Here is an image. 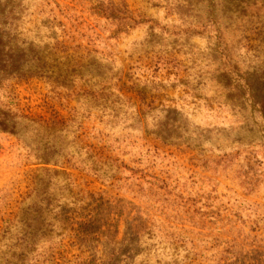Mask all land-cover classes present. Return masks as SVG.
Masks as SVG:
<instances>
[{"label": "rangeland", "instance_id": "1", "mask_svg": "<svg viewBox=\"0 0 264 264\" xmlns=\"http://www.w3.org/2000/svg\"><path fill=\"white\" fill-rule=\"evenodd\" d=\"M21 1L22 38L74 48L117 103L10 82L73 120L57 142L87 167L0 134V264H264V0Z\"/></svg>", "mask_w": 264, "mask_h": 264}, {"label": "trees", "instance_id": "2", "mask_svg": "<svg viewBox=\"0 0 264 264\" xmlns=\"http://www.w3.org/2000/svg\"><path fill=\"white\" fill-rule=\"evenodd\" d=\"M22 5L21 0H0V134L13 138L25 152V158H33L45 172L56 173L57 168L64 165L87 167L84 160L75 157L57 142L73 120L48 122L21 112L15 107L8 91L10 82L39 76L45 79L53 91L66 94L67 97H92L97 106H101L102 100L104 111L111 114V109L113 113L115 111L113 105L117 101L109 102L107 94H101V86L98 89L95 87L101 82V73L94 71L90 64L80 62L81 58L74 56V48L58 41L41 47L39 45L42 42L22 38L23 33H27L20 28L22 13L18 9ZM92 86L97 91L90 90ZM104 89L108 90L106 87ZM146 107L154 109L150 104ZM92 163L89 170L98 175L99 167L95 162Z\"/></svg>", "mask_w": 264, "mask_h": 264}]
</instances>
